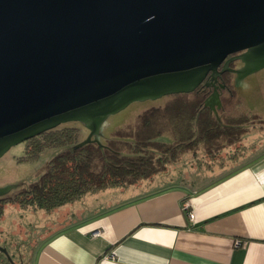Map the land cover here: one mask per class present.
<instances>
[{
    "label": "water",
    "instance_id": "1",
    "mask_svg": "<svg viewBox=\"0 0 264 264\" xmlns=\"http://www.w3.org/2000/svg\"><path fill=\"white\" fill-rule=\"evenodd\" d=\"M262 68L264 0H0V157L70 121L99 141L135 101ZM205 105L221 108L217 86Z\"/></svg>",
    "mask_w": 264,
    "mask_h": 264
},
{
    "label": "crops",
    "instance_id": "2",
    "mask_svg": "<svg viewBox=\"0 0 264 264\" xmlns=\"http://www.w3.org/2000/svg\"><path fill=\"white\" fill-rule=\"evenodd\" d=\"M233 147L198 174L174 178L173 167L51 211L10 203L0 232L11 225L18 241L38 236L27 264H264V149L237 162ZM190 156L187 164L198 161Z\"/></svg>",
    "mask_w": 264,
    "mask_h": 264
},
{
    "label": "trees",
    "instance_id": "3",
    "mask_svg": "<svg viewBox=\"0 0 264 264\" xmlns=\"http://www.w3.org/2000/svg\"><path fill=\"white\" fill-rule=\"evenodd\" d=\"M227 77L234 76L228 73ZM195 91L170 95L174 99L163 108L145 110L108 140L101 137L86 143L79 139V128L60 125L25 141L22 161H37L50 148L66 149L46 163L39 179L0 197V220L10 203L51 211L88 192L148 179L187 154L206 166L223 163L233 155L223 150L242 142L249 124L261 119L254 113H229L236 105L231 103L236 95L233 84L217 111L205 105L208 92ZM164 134L172 139L160 138Z\"/></svg>",
    "mask_w": 264,
    "mask_h": 264
},
{
    "label": "rangeland",
    "instance_id": "4",
    "mask_svg": "<svg viewBox=\"0 0 264 264\" xmlns=\"http://www.w3.org/2000/svg\"><path fill=\"white\" fill-rule=\"evenodd\" d=\"M233 89L235 90L236 95L232 102L231 100H229V102L236 105L231 107L229 113H232L233 115H236L237 113L244 116L256 112L261 114L264 113V68L246 76L241 81H238L236 77L233 83ZM173 99L174 96L167 95L158 99L135 101L118 113L110 115L102 129V140L113 138V135H115L120 128L122 129L126 125L134 122L137 116L145 110L153 107L163 108ZM61 126L79 128L80 141L88 139L90 131L87 125L81 121H70L61 124ZM249 126L250 131L243 136V140L239 144V147H237V145H234L233 147L236 151L235 153H240V160L237 162H240L245 157L244 155L247 156L254 151H262V149H264V124L261 121H257L255 123H250ZM160 138L163 140L172 139L171 137H167V134L160 136ZM25 149L26 145L23 142L13 146L2 157H0V188L13 187L8 194L17 191L20 188L27 187L30 183L39 179L46 163L57 153L66 149V147L47 149L40 155L37 161H22L21 157L25 154ZM226 152L231 153V151L228 150H226ZM232 153H234V151H232ZM252 154L254 155L255 152ZM190 158L191 156L187 154L183 158L185 161L183 160L178 164H171L168 169L175 167L177 171H181V173L174 170L170 171L174 178L176 176L185 177V170L193 171L195 174H198L195 169L205 170V167L201 162H195V160H193V163L187 164L186 160H189ZM163 172H159L148 179L164 174ZM197 178L203 179L204 176H197ZM145 180L147 179H143L135 184L141 183ZM146 182L150 181L148 180ZM30 224L33 225V221H30ZM37 228L42 230L43 224H38ZM0 233V247L6 249V252L0 250V264H27L30 259L31 241L34 237L38 236L34 235L32 231L30 233L26 232L27 239L25 242L18 241L16 237H14L15 233H13L11 225L4 226Z\"/></svg>",
    "mask_w": 264,
    "mask_h": 264
},
{
    "label": "flooded vegetation",
    "instance_id": "5",
    "mask_svg": "<svg viewBox=\"0 0 264 264\" xmlns=\"http://www.w3.org/2000/svg\"><path fill=\"white\" fill-rule=\"evenodd\" d=\"M240 53L241 52L234 53V54L230 55L227 59L234 58L235 56L239 55ZM223 66H224V64H222L219 67V69L221 70L223 68ZM242 66H243V63L240 60H238V59H234L230 63V67H232L234 69L240 68ZM228 73H231V75L233 74L234 77H232L230 79L229 77H227ZM236 77H237V74L235 72L228 70V71L222 73V75H219L217 80L212 81L211 73H209L207 78L197 87L195 92H198L199 94L208 92V96L207 97L209 98L213 94V92L215 90V86H217L218 87V91L220 93V98L223 101L224 92L227 91V90L230 91V85L234 83ZM207 83H209L210 85H207ZM222 106H223V103H222ZM208 107L210 108L211 111H214L211 108V106H208Z\"/></svg>",
    "mask_w": 264,
    "mask_h": 264
},
{
    "label": "built area",
    "instance_id": "6",
    "mask_svg": "<svg viewBox=\"0 0 264 264\" xmlns=\"http://www.w3.org/2000/svg\"><path fill=\"white\" fill-rule=\"evenodd\" d=\"M190 216H193L192 213L190 214Z\"/></svg>",
    "mask_w": 264,
    "mask_h": 264
}]
</instances>
